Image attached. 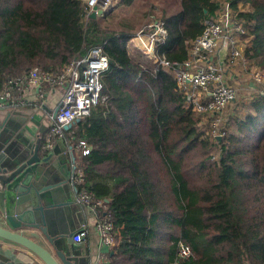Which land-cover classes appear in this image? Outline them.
I'll return each instance as SVG.
<instances>
[{
	"label": "trees",
	"instance_id": "1",
	"mask_svg": "<svg viewBox=\"0 0 264 264\" xmlns=\"http://www.w3.org/2000/svg\"><path fill=\"white\" fill-rule=\"evenodd\" d=\"M224 1L246 21L244 57L264 70V0H177L139 31L100 25L83 0H0V90L33 68L56 77L92 48L108 58L106 99L63 138L78 148V189L109 200V264H264V91L213 138L210 117L186 106L170 66L188 58L189 41ZM138 34L154 37L153 58L129 50Z\"/></svg>",
	"mask_w": 264,
	"mask_h": 264
},
{
	"label": "built area",
	"instance_id": "2",
	"mask_svg": "<svg viewBox=\"0 0 264 264\" xmlns=\"http://www.w3.org/2000/svg\"><path fill=\"white\" fill-rule=\"evenodd\" d=\"M113 0H86L89 12L95 9L109 10ZM156 24V33L165 35L162 25ZM146 36V35H145ZM139 40L143 39L138 34ZM244 38H247L246 21L235 18L233 8L224 1L215 16L204 20L202 33L188 43V58L182 64H171L177 79L178 88L185 94V104L198 113L210 117L209 132L211 137L220 139L226 132V108L231 105L240 91L237 80L244 79L243 85L252 89H264V72L249 62L244 56ZM142 42L145 48L153 51V36ZM165 65V60H161ZM108 58L100 48H92L88 55L71 63L63 73L54 77L42 73L38 68L31 69L21 78L9 79L4 89L0 90V109L14 99L15 90L45 82L46 91L61 88L59 103L49 114L48 131L41 148L49 151L53 139L63 138L65 125L73 124L78 118L88 114L92 107L106 99L102 94L101 77L108 69ZM42 93V95H43ZM207 116V118H208ZM225 121V123H224ZM54 137V138H53ZM81 153H87V146L80 141ZM83 180V172L73 164L70 174L71 183L77 188L76 202L85 205L96 213V229L101 244L112 247L111 214L104 199H95L85 188L78 189ZM86 235L85 227H79L71 236L74 242H82ZM179 256L188 258L191 250L180 244Z\"/></svg>",
	"mask_w": 264,
	"mask_h": 264
},
{
	"label": "water",
	"instance_id": "3",
	"mask_svg": "<svg viewBox=\"0 0 264 264\" xmlns=\"http://www.w3.org/2000/svg\"><path fill=\"white\" fill-rule=\"evenodd\" d=\"M106 12L94 8L90 16ZM40 141L0 152V264H86L71 240L75 224H58L52 216L60 204L57 191L68 186L61 174L68 156L61 152L52 159L54 152L43 150Z\"/></svg>",
	"mask_w": 264,
	"mask_h": 264
},
{
	"label": "crops",
	"instance_id": "4",
	"mask_svg": "<svg viewBox=\"0 0 264 264\" xmlns=\"http://www.w3.org/2000/svg\"><path fill=\"white\" fill-rule=\"evenodd\" d=\"M141 41L147 42L146 39H141ZM44 88L45 82L19 88L14 92V99L5 108L0 109V137L3 140L0 147L1 153L5 151L12 153L15 149H21L23 143L32 147L40 138L44 139L49 129V114L59 103L62 94L61 88H55L50 92L46 91L44 94ZM54 137L53 146L49 151L54 152L52 159L61 152L68 156L66 167L62 166L64 173H61L67 180L68 186L66 190H59L55 195L56 201L60 204L52 210L53 219L58 224H75L73 233L79 227H85L86 235L82 242H74L71 238L74 248L78 249L84 263L109 264L107 258L111 247L101 244L96 229V213L89 207L76 202L77 192L70 181L74 162L72 157H75L78 148H72L66 138ZM42 143L43 141H40V146ZM56 172L58 169L54 168V173Z\"/></svg>",
	"mask_w": 264,
	"mask_h": 264
},
{
	"label": "rangeland",
	"instance_id": "5",
	"mask_svg": "<svg viewBox=\"0 0 264 264\" xmlns=\"http://www.w3.org/2000/svg\"><path fill=\"white\" fill-rule=\"evenodd\" d=\"M83 1L85 2L86 0ZM118 1L119 0H113L112 5L110 6L109 10H107L109 13L108 16L103 17L102 15L98 17V23L100 25L106 26L113 24L114 27H117V24L122 22L132 24L137 29V31H139L143 25L148 24L152 20L158 18L163 9H167V11L171 12L177 7V0H134L131 5L117 8L116 5ZM140 35L142 36L141 38L146 40L148 39V36H145L144 34ZM134 48L138 49L140 52L148 53L146 55L153 58V51H148L144 44H142L141 40H139V37H134L130 40L129 50L133 51ZM261 70L264 72L263 69ZM237 83L241 89L238 92L235 101L226 108V115L228 112L233 111H239L245 114V112L249 110V101H252L253 96L259 91L258 89H252L243 85L244 79H238ZM241 107L244 109L242 110Z\"/></svg>",
	"mask_w": 264,
	"mask_h": 264
}]
</instances>
